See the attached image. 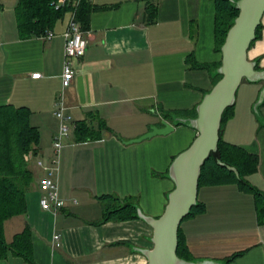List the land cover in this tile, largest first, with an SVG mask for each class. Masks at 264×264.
Instances as JSON below:
<instances>
[{"label":"crops","instance_id":"obj_1","mask_svg":"<svg viewBox=\"0 0 264 264\" xmlns=\"http://www.w3.org/2000/svg\"><path fill=\"white\" fill-rule=\"evenodd\" d=\"M0 2L4 5L0 11V106L29 108L31 124L40 132L38 155L30 160L36 180L27 196V213L5 223L7 241L29 226L35 264H147L141 251L153 248V229L139 218L100 223L105 209L100 198L114 196L155 219L163 215L174 189L168 169L197 132L178 126L166 136L128 142L154 126L163 128L164 120L172 123L166 114L193 111L214 87L215 69L196 65H215L222 59L215 1H91L98 9L84 32L86 52L74 59L76 75L65 90L70 134L64 141L58 180L66 206L57 213L40 207L39 180L45 171L36 162L50 166L55 157L53 141L60 130L55 103L63 88L65 33L71 13L55 22L49 31L54 33L51 39L46 38L49 32L22 39L15 11L19 0ZM149 4L157 8L152 24H147ZM261 25V39L248 56L264 69V16ZM249 85L242 99L252 106L263 83ZM91 114L110 131L99 141L78 143L76 124ZM230 119L223 138L259 155L258 172L248 180L264 192V128L248 116V132L253 134L242 138L234 124L237 109ZM199 201L206 205V212L181 225L194 260L223 262L243 252L225 264H264V225L258 223L251 193L237 185L203 186ZM0 264L29 263L10 254Z\"/></svg>","mask_w":264,"mask_h":264},{"label":"trees","instance_id":"obj_2","mask_svg":"<svg viewBox=\"0 0 264 264\" xmlns=\"http://www.w3.org/2000/svg\"><path fill=\"white\" fill-rule=\"evenodd\" d=\"M56 0H19L15 9L19 35L22 39L40 37L52 30L55 22L66 12H70L72 6H66L57 11L54 7ZM217 9L216 36L218 49L225 43L228 31L232 26L239 11L227 0H214ZM4 5L0 2V11ZM98 8L91 2L84 1L78 9L77 21L82 31L89 29L90 16ZM147 24L157 20V8L153 4L147 7ZM262 36V25L257 30V38L251 47ZM221 62L215 65H199L197 68H210L216 70ZM260 69V67H257ZM214 70V71H215ZM221 79L216 75L214 85ZM245 82V81H244ZM235 106L226 110L223 116L222 132L224 124L234 113ZM264 105L261 107V110ZM178 116L196 117V110L177 113ZM32 112L27 107H15L11 104L0 106V260L7 259L9 255L24 259L29 264H35L33 253L32 233L29 226L17 234L12 242H8L5 236V223L14 217L27 213V196L35 184V172L29 161L31 157L38 155L40 144V132L31 124ZM170 121V114L165 115ZM92 119V120H91ZM98 121L97 124H95ZM261 126V124H260ZM264 128L263 126H261ZM106 123L98 116L90 115L76 124L75 135L78 143L99 141L103 139L104 132H109ZM260 158L258 154L250 153L242 146L227 142L221 133L219 149L206 161L200 177V188L203 186L237 185L242 191L251 193L255 199L257 220L264 225V192L253 186L248 177L258 172ZM231 168L238 171L236 174ZM100 200L104 203L105 223L110 220L128 221L137 218L136 208L132 205L122 204L114 196H103ZM116 202L117 205H114ZM206 212V205L199 201V205L192 209L191 214L184 220L194 218ZM178 256L188 261L194 260L189 252L187 242L179 229ZM243 252L236 253L226 259L232 262L241 257Z\"/></svg>","mask_w":264,"mask_h":264},{"label":"water","instance_id":"obj_3","mask_svg":"<svg viewBox=\"0 0 264 264\" xmlns=\"http://www.w3.org/2000/svg\"><path fill=\"white\" fill-rule=\"evenodd\" d=\"M239 11L232 20L225 43L221 47V65L213 73L221 76L214 87L205 94L195 108L196 117L170 114L172 123L163 121V128L152 127L142 137L128 143H139L156 136H166L176 127L185 126L197 132L191 145L172 161L167 177L174 183L168 194V203L161 217L155 219L145 215L137 205V218L152 229L153 248L142 250L147 264H225L212 260L188 261L178 256L179 229L192 209L199 205L200 177L202 168L212 154L219 149L223 116L227 109L236 105L238 91L244 81L251 84L263 83L253 105L257 121L264 127V69H258V62L251 61L248 52L257 38V30L264 16V0H227ZM236 174L238 171L231 168Z\"/></svg>","mask_w":264,"mask_h":264},{"label":"built area","instance_id":"obj_4","mask_svg":"<svg viewBox=\"0 0 264 264\" xmlns=\"http://www.w3.org/2000/svg\"><path fill=\"white\" fill-rule=\"evenodd\" d=\"M84 1L91 2L92 0H56L54 2V7L57 11L64 9L66 6H72L70 11L71 21L65 33V57L62 74L63 88L55 103V115L60 120V130L53 141L55 157L50 166L45 165L40 160L36 162V164L45 171V175L39 180V191L41 194L40 207L44 211H51L54 213H57L66 206V201L62 199L60 195L58 180L64 141L70 134V128L67 122L68 119L65 115V90L71 86L76 75L73 66L74 59L83 57L87 48V41L84 39V31H82L77 21L78 9ZM46 36V38L51 39L54 33L49 32ZM33 77L38 78L40 74H34ZM33 158L34 157H31L29 161ZM55 240L59 241V236H55Z\"/></svg>","mask_w":264,"mask_h":264},{"label":"rangeland","instance_id":"obj_5","mask_svg":"<svg viewBox=\"0 0 264 264\" xmlns=\"http://www.w3.org/2000/svg\"><path fill=\"white\" fill-rule=\"evenodd\" d=\"M249 83H247L246 81L243 83L241 89H240V100L235 108V110L237 109V114H238V119L234 122L235 124V128H236V132L237 135L241 136L242 138L246 136H251L253 134V131L251 130V132H248L249 129V123H248V116L253 118H256V116L253 113V105L251 106V104H249L250 102H246L244 103V100L242 99L244 97V93L247 92L248 89H250ZM249 96V95H248ZM238 97V95H237ZM252 98V96H251ZM264 111V109H262ZM261 110V111H262ZM247 117V118H246ZM232 119H229L225 122L224 127L227 126V124L229 122H231ZM257 120V119H256ZM229 121V122H228ZM259 123V122H258ZM231 124V123H230ZM231 126V125H230ZM233 126V125H232ZM260 126V124H259ZM247 133V134H245Z\"/></svg>","mask_w":264,"mask_h":264}]
</instances>
